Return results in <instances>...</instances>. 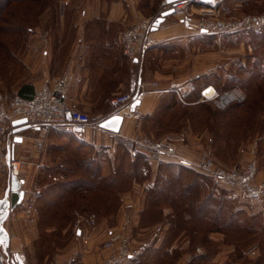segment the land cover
Returning a JSON list of instances; mask_svg holds the SVG:
<instances>
[{"label":"rangeland","instance_id":"1","mask_svg":"<svg viewBox=\"0 0 264 264\" xmlns=\"http://www.w3.org/2000/svg\"><path fill=\"white\" fill-rule=\"evenodd\" d=\"M46 1L50 5L55 4V1H57L58 5L63 4L61 0L60 2L59 0L14 2L9 8V12H5L3 16L4 21L2 23L5 28L7 27L10 30H2L0 32V103L6 97L18 94L17 89L28 74V67L24 63V58L30 49L29 39L32 36V32L29 33L27 29L24 30L23 28L18 29L19 27L16 24H18L19 20L15 21L14 16H21L20 21L26 20L28 22L29 16L31 19L34 17L33 13L28 14L30 9L32 7L40 9L45 5L44 2ZM162 1H157V7L160 6ZM218 11L222 17L260 14L264 12V0H227L223 8L221 10L218 9ZM175 18L180 20L178 17ZM24 24L27 23H22L21 25ZM14 25L15 28H13ZM32 26L34 30L38 27L36 24ZM195 30V39L191 37L192 39L186 43V46H179L174 40L164 42L156 56H150L154 68L159 69L163 74H171L176 77L190 75L186 83L174 85L170 88H180L186 90L187 93L197 91L198 94L201 93L203 88L214 87L219 93L233 91L239 93L240 101L247 99L242 104H232V102L231 106H229L230 104L228 105L229 107L226 106L228 107L226 109L227 112L224 110L218 112L219 108L226 107H220L215 100H206L198 96L199 102L205 103L207 107H212L213 111L217 112L209 114L208 110H205L206 108L202 110L200 109L202 106L197 105L196 118L191 121L190 115H188L192 109L191 107H176L172 114L169 115L167 121H163L159 125L150 124L149 127L144 128L142 134L158 141H166L175 146L176 140L180 138V135L183 137L190 126L196 137L200 138L202 136L203 147L199 148L200 143L198 142L184 139L186 140L185 142L188 141L186 144L189 147L194 145V147L199 148L200 153L202 152L200 156L208 154L219 165L227 168H239L254 162L259 169V178L264 179V26L258 29L235 31L226 34L202 33L197 29ZM161 43L159 42L158 44L160 45ZM209 119H212L214 123V133L216 134L212 143H209L208 135L210 131L205 124V120ZM19 135L22 134L19 133ZM258 138H261V140H258ZM211 145L214 147L215 152H220L218 156L221 159L211 152ZM18 146L15 137L14 139L10 138L6 143L5 156L0 158L1 197L10 182L11 169L8 160L11 156L15 157ZM73 149L74 147H69L67 151L59 154L58 161H63L62 155H71L70 152ZM83 151L84 154L81 153V155L86 157V160L89 158L88 160L94 161L96 166L102 163L103 174L110 173L109 177L105 178L102 176L98 178L96 175L93 176L91 166H85L84 168L79 164L76 168L79 169L77 170L78 172L72 174V176L70 175V178L84 176L91 184L93 183L95 189L90 192L85 191L84 200L80 199V195L68 199L61 206L62 210L57 214V217L58 219H64V215H69L72 220H75L83 216L89 221L93 218L95 222L94 224L91 223V225L98 228L103 227V225L108 227L109 225L119 224L118 221L116 222L117 216L129 213V209L122 206V196L131 188L129 186L133 184V179L130 181V171H135V168L130 158H126L125 161L115 158L111 163L103 154V156L97 158L96 153L94 154L95 151L93 152L90 146L84 148ZM79 155L77 154V156ZM147 163L142 162L140 164L141 174H139L138 179L134 180L143 181V178L148 176V172L155 163H150L149 161ZM20 168V178L26 179L29 177L30 185L36 184L39 178L43 180L44 174L39 175L34 174L32 171L29 172L30 168H24L22 164ZM38 176L41 177L38 178ZM213 181L215 184L216 181ZM42 184H45V182L43 181ZM150 189L151 187L145 192L147 208L149 206L148 193ZM213 193L218 201L225 204V207H223L225 209L220 210L217 206V200H214L213 203L215 205L210 209L213 213L223 215L224 222H220L222 226L227 225L225 220L232 212H235L237 214L235 219L240 225H248L253 229L247 231L236 228L229 235L220 231L208 232V235L213 232L223 233L224 239L221 243L214 239H210L207 243L202 241L203 235L207 234L205 230L213 228L212 224H206L199 228V232L195 233L191 240H189L188 236H183L184 238L182 239L176 237L170 241L166 236V240L168 239L171 243L183 240L187 242L188 246L185 248L179 246L177 250H174L166 257L164 263L160 264H191L188 260L189 257H187L188 254H185L190 253V257L193 258L192 253L199 247L203 251L205 249L208 254L203 260L196 259L194 261L195 264H213L211 258L220 250V247L234 248L232 253L228 252V258H226L227 255L225 256V254L220 255V258L223 259L222 264H264V195L253 199L255 200V205L245 193L226 189L217 183L214 186ZM197 197L198 195H196ZM177 199L176 202L179 204L188 202L186 197L182 195ZM245 199L248 200V205L246 206L242 205V201H245ZM182 205L184 206L176 207V209L172 206H165L164 209H170L168 215H184L188 207H186V204ZM154 207L155 205H152L150 208L151 220H163L164 216L161 215L159 210L156 212ZM151 220L148 222L152 223L153 221ZM200 221L203 223V220ZM76 224L77 221L65 222L62 220L50 222L38 219L39 232L37 238L31 246L25 245L22 249L27 262L29 264H50L56 252L60 248L65 247L75 237L76 233L73 227ZM168 224L170 227L176 223L168 221ZM52 225L56 226L57 229L45 235L46 231L43 230ZM69 225H71L70 230L64 232L63 229ZM183 227H191V222L179 223L171 231H174L173 234H175L176 230L181 231L179 228L182 229ZM42 231L43 233H41ZM114 232L126 234L123 230ZM9 254L11 255L12 253L9 252ZM259 259L262 261L259 262ZM147 261L149 264L150 262L156 264V257H149Z\"/></svg>","mask_w":264,"mask_h":264},{"label":"crops","instance_id":"2","mask_svg":"<svg viewBox=\"0 0 264 264\" xmlns=\"http://www.w3.org/2000/svg\"><path fill=\"white\" fill-rule=\"evenodd\" d=\"M157 1L68 0L58 7L57 16H53L50 22L49 9L46 10L41 24L31 31L30 49L24 58L28 74L17 90L25 83L31 84L33 88L32 91L24 90L27 95L24 97L32 96L35 87L39 85L53 84L57 79H62L68 86L67 104L87 112L97 122L115 113L112 99L117 94L138 91L140 103L135 110L131 108L132 103L121 109L119 113L124 116V121L119 133L99 125H93L83 133L60 132L54 128L47 132L32 128L22 131L23 139L17 142L19 146L15 157L24 168H30L29 172L40 174L56 167L71 168L70 161H58L59 154L69 147L83 153L84 148L90 146L97 158L104 155L112 162L123 146L120 139H132L142 134L145 117L157 110L162 99L171 96L173 91H167L166 88L188 81L190 75L176 77L163 74L154 68L150 58L156 56L164 42L174 40L179 46H186L191 37L195 39L196 30L182 20H177L174 15L167 16L157 30H152L156 44L148 49L143 58L131 59L124 54V29L142 18L154 15L159 9ZM226 2L227 0H220L218 9L221 10ZM159 42L162 43L159 45ZM153 82H158L159 87L153 88ZM179 137L175 143L177 155L169 158L168 162L187 161L192 168L199 170L195 163L202 153L199 150L203 147L202 136L196 137L189 126L183 137ZM184 138L200 143V147H189ZM164 165L165 163L153 165L143 181L134 180L131 188L123 194L122 206L129 209V213L117 216L116 222L119 224L108 227L100 225L98 228L92 226L89 219L78 217L77 224L73 227L75 237L56 252L50 264H101L108 252L102 244L116 230H123L130 237L132 247L141 249L140 253L127 257L121 264H149L147 258L152 253L158 254L166 250L173 252L179 246L187 247V242L183 240L164 246L169 229V208L164 209L163 220L152 223L143 221V212L147 208L145 192L158 178H165L167 170ZM22 187L25 190L24 199L11 212L6 228L10 234L9 252H19L27 262L22 249L25 245L31 246L37 238V221L40 217L37 209L40 200L36 204L31 201L42 187L37 183L30 185L29 177L24 179ZM254 201L252 199L251 202ZM242 202V205H248V200ZM30 204L33 205L32 208L29 207ZM67 230L68 227L63 229L64 232ZM48 232H53V229ZM209 237L221 243L224 234L213 232ZM233 250L232 247H220L211 258L212 263L222 264L220 255L225 254L228 258V252L232 253ZM187 254L189 262L195 264L196 259L203 260L208 253L199 247L192 253L193 258L190 253L185 255Z\"/></svg>","mask_w":264,"mask_h":264},{"label":"built area","instance_id":"3","mask_svg":"<svg viewBox=\"0 0 264 264\" xmlns=\"http://www.w3.org/2000/svg\"><path fill=\"white\" fill-rule=\"evenodd\" d=\"M63 3L68 0H61ZM220 0H175L169 3L163 0L155 15L145 17L127 26L122 33L123 51L131 59H141L145 52L156 44L152 36L154 20L168 9H173L172 15L178 17L188 26L198 31L226 34L235 31H248L264 26V12L260 14H243L238 17H222L218 11ZM205 33V32H204ZM153 88L159 87L158 82L152 83ZM209 87L202 90V97L215 100L220 107H226L241 99L239 93L223 92L216 89L211 95L206 93ZM177 93L185 101L187 91L180 88H166ZM68 86L62 79L53 84H42L35 87L32 96L24 97L16 94L6 97L0 103V158L5 156L6 143L16 137L13 121L26 118L30 128L39 131H49L54 128L60 132L83 133L93 125H99L90 114L73 108L67 104ZM136 91L117 94L112 99L114 112L133 103ZM129 150L132 157L144 155L146 160L156 165L168 162L176 157V147L166 141H158L152 137L140 134L132 139H120ZM41 147V144L38 143ZM11 172L20 174L21 162L11 156L8 160ZM195 166L216 180L219 186L229 190L241 191L251 199L264 195V179L259 178L256 163H248L239 168H227L219 165L211 156L203 154ZM20 177V176H19ZM33 207L32 204L29 205ZM92 218L90 223L94 224ZM103 247L108 251L101 264H121L127 257L141 252L140 248L131 245L130 237L122 232H113ZM0 264H13L10 255L0 246Z\"/></svg>","mask_w":264,"mask_h":264},{"label":"trees","instance_id":"4","mask_svg":"<svg viewBox=\"0 0 264 264\" xmlns=\"http://www.w3.org/2000/svg\"><path fill=\"white\" fill-rule=\"evenodd\" d=\"M24 1L25 0H0V32L2 30H7V31L10 30L7 27L5 28V25H3L2 23L4 21L3 16L5 15V12L7 13L9 12V8L14 2H24ZM44 4L45 5L42 6L40 9H36L33 7L30 9L28 14L33 13L34 17L31 19L29 16L28 22H26V20L20 21L21 16L15 15L14 20L15 21L19 20L18 24H16V26L18 25L17 27H19L18 29H22V28L24 30L27 29L28 32L31 33V31L34 30V27L32 25L36 24L37 26L41 24V18L44 16L47 9H49V21L48 22L51 21L53 16L54 17L57 16L58 7L60 6L57 4V1H55V4L53 5L48 4V1L44 2ZM22 23H27V24L21 25ZM13 28H15V25L13 26ZM32 89L33 88L31 84L25 83L19 89L18 94L27 96L26 94H24L25 92L23 91L24 90L32 91ZM202 90H201V93H202ZM201 93L197 94V91L196 92L192 91L186 95L187 97H185L186 99L185 101H183L180 99L177 93L171 92L170 97L162 99L159 107L154 113L147 115L145 117L146 121H145L144 128L146 129V127L147 126L149 127L150 124L159 125V124H162L163 121H167L169 119V115L172 114V111L176 107H185V108L191 107L192 109L190 113H188V115H190L189 117L191 121H194V119L196 118L195 112H196V109H198L197 108L198 106H202L200 108L202 110L206 108L205 110L206 111L208 110L209 114L211 113L213 114L217 112V111H213L212 107H209V106L207 107L205 103H201L198 101V96H200ZM245 100L240 101L239 99L233 102L232 104L234 103L242 104L243 102H245ZM229 106H231V104ZM228 107L219 108L218 112H220V110L221 112L222 110L227 112L226 109ZM205 124L209 127V131H210L208 135L209 143H212L216 135L214 133V130H215L214 123L212 122V119H209V120H205ZM258 140H261V138H258ZM211 148H212L211 152H213V154L215 153L214 155L219 157L218 155L220 154V152H215L213 149L214 147H212V145H211ZM70 153L71 155H68V156L62 155L61 157H62V160L71 162L72 164L71 168L56 167L55 169L50 170L49 172L40 173L39 175L44 174L43 180L39 178L41 176H38L39 181L37 182V184H39L42 187V189L33 195L31 202L33 204L34 203L36 204L40 200V203L37 207V209L39 210V214H40V217H39L40 221L41 220L50 221V222H56V221H62V220H64L65 222L76 221V219L72 220L69 217V215L68 216L64 215V219L63 218L58 219L57 214L61 212L62 210L61 206L71 197L73 198L75 196L80 195L79 196L80 199L84 200L85 191L90 192L95 189V187H93V183L91 184V182L86 180L84 176L77 177V178H70L72 174L78 172L77 170L79 169H76V168L78 167L79 164L82 165L84 168L85 166L86 167L91 166L93 176L96 175L98 178L102 176L105 178L109 177L110 173H107L106 175L103 174L102 165H101L102 163L101 164L99 163L96 166L94 164V161L88 160L89 158H87L86 160V157H83L80 153V150L78 149H73L72 152ZM77 154L79 156H77ZM126 158H130L131 160L132 155L130 154L127 147L123 144V146H121L119 149L117 159L125 161ZM91 160H94V159H91ZM131 162L133 164V167L135 168L134 169L135 171H130V176H131L130 181L132 179H133L132 181H134V179H138L139 174H141L140 164H142V162L145 164H148V163L144 155H138V156L133 157ZM164 168L167 170L165 178L163 180H160L158 178L155 181L154 185L149 190V193H148L149 200L148 201H149L150 207L148 206V208H146V210L143 212V221L149 223L148 221L152 219V216L150 214V211H151L150 208L152 207V205H155L154 209L156 210V212L157 210H159L161 215H163V210L165 206H172L176 209V207L184 206L182 204H186L187 205L186 207L188 208H186V212H184L185 213L184 215L181 213H180L181 215L178 214L176 216L173 214L168 215L169 216L168 220L170 222L176 223L174 226L171 225L172 227L170 226L168 229L167 237L170 241H172L176 237H180V239H182L184 238L183 236H188L189 240H191L192 236L195 235V233L199 232L200 230L199 228H202V226L206 224H212L213 228H207V230H205L207 231V234L203 235L202 237V241H204V243H207L208 241H210V237L208 235V232L210 231L211 232L220 231V232H223L229 235L236 228L247 230V231H251L253 229L252 227H249L248 225L246 226L240 225V223L236 221L235 219L237 217V214H235V212H232L228 216L227 220H225V222H227L226 223L227 225L222 226L220 222H224L223 215H221L220 213H213L212 211H210V209L213 208V206L215 205V203H213L214 200H217L218 202L217 206L220 208V210L225 209L223 208L225 207V204L222 203L221 201H218V199H216V197L214 196V193H213L214 186L217 183L216 182L214 184V181H213L215 180L214 178H212L211 176H209L208 174L204 173L201 170H196L192 168L190 166V163H188L187 161H183V160L176 161V162H167L165 163ZM81 171H83V169H81ZM43 181L45 182V184H42ZM131 185L129 186V188L131 187ZM207 187L209 188L207 189ZM181 195L183 197L184 196L186 197V199L188 200L187 203L179 204L176 202L178 200L177 198H179ZM196 195H198L197 198H196ZM200 220H203V223H201ZM185 222H191V227H188V228L183 227L182 229L179 228V230L181 231L176 230L175 234H173L174 231H171V229L177 227L179 223H185ZM70 227L71 225L68 226L69 230H70ZM51 228L53 229V232L57 229L56 226H53V225L50 226L49 228H45L43 230V231H46L45 235L49 233L48 231ZM43 231L41 233H43ZM168 239L165 241V244H164L165 247L171 244V242L168 241ZM152 254H151V257H156L155 262L160 264V263H164V261L166 260V257L169 256L171 252L166 250L158 254L157 253H152ZM260 261L262 260L259 259V262Z\"/></svg>","mask_w":264,"mask_h":264},{"label":"water","instance_id":"5","mask_svg":"<svg viewBox=\"0 0 264 264\" xmlns=\"http://www.w3.org/2000/svg\"><path fill=\"white\" fill-rule=\"evenodd\" d=\"M169 3L175 0H167ZM174 12L173 9H168L159 15L153 22L152 30H157L160 25L165 21L167 16L172 15ZM203 32H206L203 30ZM137 60V59H136ZM140 98L139 92L136 91L135 99L132 103V110L136 109V106L139 105ZM124 121V116L121 113H114L105 119L99 122V126L112 131L114 133H119ZM13 125L15 126L14 132L18 134L15 137V141L20 142L23 139L22 135H19L24 130H27L31 127L26 118H19L14 120ZM24 184V179L20 178L17 174L10 173V182L5 191L3 197L0 198V246L4 249L5 252H9L10 247V234L6 228V221L8 220L11 212L20 205L25 196V190L22 185ZM10 255V254H9ZM11 261L13 264H27L23 256L19 252H13L10 255Z\"/></svg>","mask_w":264,"mask_h":264},{"label":"bare ground","instance_id":"6","mask_svg":"<svg viewBox=\"0 0 264 264\" xmlns=\"http://www.w3.org/2000/svg\"><path fill=\"white\" fill-rule=\"evenodd\" d=\"M215 88L214 87H209L207 90H206V93L208 95H211L213 92H214Z\"/></svg>","mask_w":264,"mask_h":264}]
</instances>
